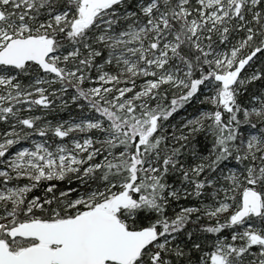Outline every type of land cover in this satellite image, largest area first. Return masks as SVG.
Returning <instances> with one entry per match:
<instances>
[{
    "label": "snow or ice",
    "instance_id": "snow-or-ice-1",
    "mask_svg": "<svg viewBox=\"0 0 264 264\" xmlns=\"http://www.w3.org/2000/svg\"><path fill=\"white\" fill-rule=\"evenodd\" d=\"M0 264H264V0H0Z\"/></svg>",
    "mask_w": 264,
    "mask_h": 264
}]
</instances>
